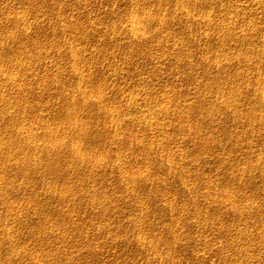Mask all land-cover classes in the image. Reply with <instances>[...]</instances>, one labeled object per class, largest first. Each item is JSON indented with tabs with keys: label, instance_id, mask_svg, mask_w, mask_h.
<instances>
[{
	"label": "rangeland",
	"instance_id": "obj_1",
	"mask_svg": "<svg viewBox=\"0 0 264 264\" xmlns=\"http://www.w3.org/2000/svg\"><path fill=\"white\" fill-rule=\"evenodd\" d=\"M1 44L58 150L0 174V264H264V0H0Z\"/></svg>",
	"mask_w": 264,
	"mask_h": 264
},
{
	"label": "bare ground",
	"instance_id": "obj_2",
	"mask_svg": "<svg viewBox=\"0 0 264 264\" xmlns=\"http://www.w3.org/2000/svg\"><path fill=\"white\" fill-rule=\"evenodd\" d=\"M138 28L139 27L135 25V30L137 32L140 29ZM3 44H1L0 47L5 46ZM3 63L4 60L2 59V57H0V66H2ZM15 64L16 62H10L8 66L7 64L6 66L8 68L10 67L13 70L14 67L22 68L24 66V64H17L15 66ZM0 80L6 82L9 85H16L17 87H20L19 79H17L15 76H12L11 74L5 72L0 73ZM2 102H6V94L1 92L0 90V174L6 175L7 172H10L12 170H19L22 167L26 175L33 172L35 176L42 177L43 174L40 169L41 154L39 153V151L47 150V152H53L54 154V152L58 150V147H54L53 145L54 141H56L53 136L58 128H54L55 130L51 129L49 131H46L42 126L38 128L24 125L21 123V116L18 114L19 106H16V104L5 106ZM112 115L114 116L113 112ZM43 129V137L46 139H44V143H39L38 137L41 136H38L37 132ZM73 152L77 155H82L85 158L84 161L92 162L94 160V157L84 155L83 149L80 145H74ZM49 157L51 156H48V158ZM12 215L17 217V215L14 213Z\"/></svg>",
	"mask_w": 264,
	"mask_h": 264
}]
</instances>
